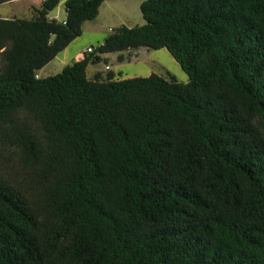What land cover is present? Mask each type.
<instances>
[{
    "label": "trees",
    "instance_id": "1",
    "mask_svg": "<svg viewBox=\"0 0 264 264\" xmlns=\"http://www.w3.org/2000/svg\"><path fill=\"white\" fill-rule=\"evenodd\" d=\"M103 1L0 16V264H264V0H144L37 76ZM138 47L188 81L87 74Z\"/></svg>",
    "mask_w": 264,
    "mask_h": 264
},
{
    "label": "rangeland",
    "instance_id": "2",
    "mask_svg": "<svg viewBox=\"0 0 264 264\" xmlns=\"http://www.w3.org/2000/svg\"><path fill=\"white\" fill-rule=\"evenodd\" d=\"M142 1L144 0H104L99 7L98 14L93 19L84 21L81 34L59 53V58L64 63L61 67L72 63L84 54L89 55L86 52L88 47H92L96 52V48L103 42L104 38L118 27L123 25L127 27L142 25L145 22L140 10V3ZM25 2L24 0L0 4V11L8 13L13 10V12L20 14V16H25L27 15L26 11L20 9ZM58 5L61 8L62 17L65 12L63 0ZM58 7L52 10L50 15H54ZM120 56L122 59H119ZM53 62H56V59ZM105 66H108L109 70L116 77L147 76L154 72L161 75L170 73L178 81H188V74L166 48L152 49L138 47L121 52L102 54L100 61L89 64L88 75L91 76L95 70L106 72ZM61 67L55 73L59 72ZM37 73L43 77L50 72L42 69ZM5 157H9V153L0 150V160H3Z\"/></svg>",
    "mask_w": 264,
    "mask_h": 264
},
{
    "label": "crops",
    "instance_id": "3",
    "mask_svg": "<svg viewBox=\"0 0 264 264\" xmlns=\"http://www.w3.org/2000/svg\"><path fill=\"white\" fill-rule=\"evenodd\" d=\"M16 1H24V0H13V1H9V2H5V3H14V2H16ZM26 2L23 4V6L22 7H20V9L21 10H25L26 11V14L27 15H30L31 14V8L32 7H38L39 5H40V3H41V1L42 0H25ZM62 0H60V2H61ZM63 2H64V0H63ZM2 4H4V3H2ZM59 6V5H58ZM57 6V7H58ZM0 16L1 17H11V16H20V14H17L16 12H13V10H11V12H8V13H3V12H1L0 11ZM50 16H53V17H56L58 20H64L65 19V12H64V14H63V16L61 17V8H57V12L54 14V15H50ZM60 16V17H59ZM65 49V48H64ZM61 52V51H60ZM59 52V53H60ZM59 53L50 61V62H48L45 66H43L40 70H42V69H45V71H47V72H50V73H47L45 76H47V75H51V74H54L55 73V71H57V69L59 68V67H61L62 66V64H64L63 63V60L61 59V58H59ZM119 55V54H118ZM102 56V55H101ZM56 59V62H53L52 63V61H54ZM52 63V64H51ZM48 66H50V67H48ZM65 65H63V67H64ZM48 67V68H47ZM63 67H61V69L63 68ZM88 67H89V65H88ZM88 67H87V74H88ZM40 70H38V71H40ZM98 71H102V70H95V71H93V73L91 74V76H93L96 72H98ZM51 72H54V73H51ZM57 73V72H56ZM37 76H40L38 73H37ZM90 76V75H89ZM41 77V76H40Z\"/></svg>",
    "mask_w": 264,
    "mask_h": 264
},
{
    "label": "built area",
    "instance_id": "4",
    "mask_svg": "<svg viewBox=\"0 0 264 264\" xmlns=\"http://www.w3.org/2000/svg\"><path fill=\"white\" fill-rule=\"evenodd\" d=\"M43 1V0H42ZM86 51H91V48L90 47H88L87 49H86ZM106 67V69L108 68V66H105Z\"/></svg>",
    "mask_w": 264,
    "mask_h": 264
}]
</instances>
